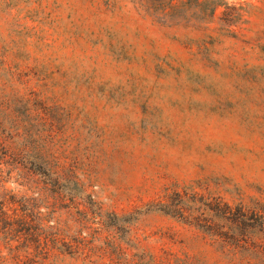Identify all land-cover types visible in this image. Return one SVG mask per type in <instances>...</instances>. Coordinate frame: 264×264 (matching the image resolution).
Returning a JSON list of instances; mask_svg holds the SVG:
<instances>
[{
	"label": "rangeland",
	"instance_id": "374dc122",
	"mask_svg": "<svg viewBox=\"0 0 264 264\" xmlns=\"http://www.w3.org/2000/svg\"><path fill=\"white\" fill-rule=\"evenodd\" d=\"M0 156V264H264V0H0Z\"/></svg>",
	"mask_w": 264,
	"mask_h": 264
},
{
	"label": "trees",
	"instance_id": "16d2710c",
	"mask_svg": "<svg viewBox=\"0 0 264 264\" xmlns=\"http://www.w3.org/2000/svg\"><path fill=\"white\" fill-rule=\"evenodd\" d=\"M0 161H2L1 156ZM174 195L175 197L173 201L175 204L173 205L174 208L172 211L180 215L182 218L188 219L187 221L190 223H192L191 219L193 218L190 217H193L191 216V213L193 212L204 211V213L201 214L208 213V215L211 216L213 226H220L219 228H221L223 238H220L221 240H219V244L222 248L228 246L229 248H226L227 251L242 249L253 258H264V213L261 212L259 206H254L250 209L242 205L231 207L230 205L217 200L202 203V200H199L195 194H192L194 204H197L198 202L201 203L203 209L197 210L189 208V214L187 215V210H185L184 207L188 203L187 196H189V194L177 192ZM2 209L0 202L1 212ZM206 227H208V225H206ZM242 228L244 229L243 231L240 230ZM12 230L13 229L6 227L3 231V236L0 235V239L2 238L5 243L8 242ZM240 241L242 243H240Z\"/></svg>",
	"mask_w": 264,
	"mask_h": 264
}]
</instances>
